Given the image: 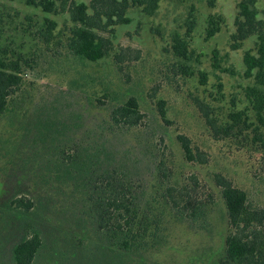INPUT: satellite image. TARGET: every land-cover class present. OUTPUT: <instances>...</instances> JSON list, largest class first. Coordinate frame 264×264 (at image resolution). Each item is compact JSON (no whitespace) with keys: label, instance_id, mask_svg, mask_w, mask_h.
<instances>
[{"label":"rangeland","instance_id":"rangeland-1","mask_svg":"<svg viewBox=\"0 0 264 264\" xmlns=\"http://www.w3.org/2000/svg\"><path fill=\"white\" fill-rule=\"evenodd\" d=\"M239 1L161 0L153 15L130 7L129 23L102 33L109 54L93 62L68 48L69 13L0 0V46L29 61L0 115V264H15V245L34 229L43 241L34 264H215L229 230L220 177L264 207V154L252 132L216 134L204 116L224 125L246 104L243 54L255 39L232 47ZM257 8L264 19V0ZM193 15L186 59L173 42ZM45 17L57 22L47 37ZM211 17L220 31L207 38ZM131 97L144 114L132 128L112 119ZM89 168L133 181L132 224L98 208ZM20 196L29 209L12 204Z\"/></svg>","mask_w":264,"mask_h":264},{"label":"trees","instance_id":"trees-1","mask_svg":"<svg viewBox=\"0 0 264 264\" xmlns=\"http://www.w3.org/2000/svg\"><path fill=\"white\" fill-rule=\"evenodd\" d=\"M160 1L91 0L90 3H85L77 0H26V4L40 8L49 14L69 13L73 22L68 41L69 50L81 59L95 62L108 55L111 49V40L104 37L103 32H114L115 26L129 23L128 10L130 7H140L145 13L153 15L158 10ZM257 2L258 0L239 1L235 30L232 33L233 48H240L247 39H255V47L245 50L243 54L244 74L251 80V83L244 88L246 104L244 108L231 111L229 120L224 125H219L208 112H205L204 116L208 126L216 134L224 133L230 138L238 133L242 134L245 129H250L253 134L252 141L257 146L256 151L263 155L264 19L260 18ZM56 24L57 22L50 17L44 18L46 37L52 35ZM195 26L196 17L193 15V18L189 19L186 35L183 37L177 34L174 37L175 52L186 59H189L188 38ZM219 31V20L211 17L207 28V38L215 36ZM5 49L7 50V47L0 46V115L10 110V97L23 84V64L29 65V61L21 55L18 58L7 57ZM214 56L216 62L217 55ZM186 67L189 68V65ZM215 67H219V64L215 63ZM203 76L206 77L204 74ZM161 116L166 120L163 107ZM143 118L144 114L134 97L117 105L112 111L113 121L125 127L132 128L141 123ZM79 119H81V114ZM181 141L186 157L190 160L194 159L188 139L182 136ZM87 171L90 183L94 185L98 208L103 209L105 206L113 208L117 211L118 218H124L127 225L132 224L139 214L136 205L137 196L134 195L132 187L133 181L127 179L125 173L115 174L96 169L92 172L90 168ZM218 183L222 186L229 230L225 237L224 248L219 252V256L217 255L215 264H264V207L253 203L248 192L234 185L229 179L222 176ZM173 202L178 204L176 200ZM12 204L17 208L29 209L32 201L26 199V196H20L15 198ZM197 212L196 214H199ZM125 215L128 217L126 218ZM42 244L39 231L36 229L30 231L14 248L15 264H34L36 254Z\"/></svg>","mask_w":264,"mask_h":264},{"label":"flooded vegetation","instance_id":"flooded-vegetation-1","mask_svg":"<svg viewBox=\"0 0 264 264\" xmlns=\"http://www.w3.org/2000/svg\"><path fill=\"white\" fill-rule=\"evenodd\" d=\"M20 242H21V241H20ZM20 242H19V243H20ZM17 244H18V243H17ZM17 244H16V245H17ZM16 245H15V246H16ZM14 248H15V247H14ZM13 256H14V249H13Z\"/></svg>","mask_w":264,"mask_h":264}]
</instances>
